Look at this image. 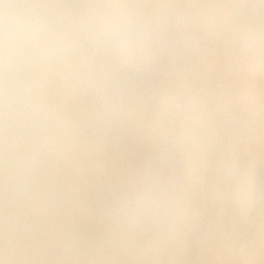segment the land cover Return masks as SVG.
<instances>
[{
  "label": "clouds",
  "instance_id": "clouds-1",
  "mask_svg": "<svg viewBox=\"0 0 264 264\" xmlns=\"http://www.w3.org/2000/svg\"><path fill=\"white\" fill-rule=\"evenodd\" d=\"M0 264H264V0H0Z\"/></svg>",
  "mask_w": 264,
  "mask_h": 264
}]
</instances>
